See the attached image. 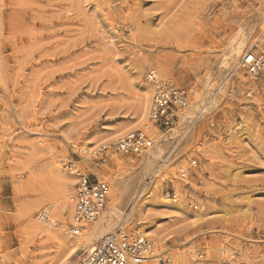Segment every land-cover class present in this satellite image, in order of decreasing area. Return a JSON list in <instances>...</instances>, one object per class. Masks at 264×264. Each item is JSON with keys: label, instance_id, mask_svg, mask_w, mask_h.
Listing matches in <instances>:
<instances>
[{"label": "rangeland", "instance_id": "374dc122", "mask_svg": "<svg viewBox=\"0 0 264 264\" xmlns=\"http://www.w3.org/2000/svg\"><path fill=\"white\" fill-rule=\"evenodd\" d=\"M240 38L248 47L224 64ZM247 51L264 59V0H0V264H46L42 251L49 264L82 257L85 250L70 254L43 234L29 238L30 223L45 226L37 220L43 208L69 230L67 192L54 176L59 170L76 188L66 165L101 177L109 194L117 182L123 219L146 184L145 205L120 230L143 228L159 255L264 264V73L253 78L241 67ZM154 67L203 109L164 143L158 161L173 155L176 175L184 169L189 179L171 209L164 205V192H175L170 179L153 197L156 180L140 181L133 167L145 152L100 166L94 155L129 132L154 138L138 128V97ZM115 159L133 164L119 169Z\"/></svg>", "mask_w": 264, "mask_h": 264}, {"label": "built area", "instance_id": "2783aa9c", "mask_svg": "<svg viewBox=\"0 0 264 264\" xmlns=\"http://www.w3.org/2000/svg\"><path fill=\"white\" fill-rule=\"evenodd\" d=\"M241 67L245 68L251 76H259L264 73V59L246 52L241 60ZM147 81L152 87L149 104V123L158 129H170L179 119V114L188 105L189 101L183 89L176 86L169 79H156L154 73L148 72ZM151 137L142 131H134L125 134L121 139L110 146H102L94 155L99 156L97 166L105 165L113 155H141L152 146ZM109 151L111 154H105ZM195 161L189 163L194 167ZM65 168L78 178L75 197L73 223L70 232L78 234L86 226L93 225L102 214L108 194V185L100 180H89L88 177L73 170L72 165ZM72 169V170H71ZM179 176H186V170L180 169ZM165 199L175 203V194L172 191L164 192ZM44 220V219H43ZM189 258L196 261L203 260L200 252L187 253ZM76 264H176L168 256L157 254L154 243L141 236L129 235L120 229L108 234L94 242L91 249L84 252Z\"/></svg>", "mask_w": 264, "mask_h": 264}, {"label": "bare ground", "instance_id": "6f19581e", "mask_svg": "<svg viewBox=\"0 0 264 264\" xmlns=\"http://www.w3.org/2000/svg\"><path fill=\"white\" fill-rule=\"evenodd\" d=\"M262 37H263V35L260 36V39H262ZM257 40H259V38L255 39V42H257ZM232 43L233 44L230 47V50L228 52V57H227L228 60L225 59L226 62L224 64L236 63L237 59L242 55L244 50L248 47L247 38H240L239 40L232 41ZM251 51H247V52H251ZM253 55L258 57V54H256V53ZM150 71L152 73H154L155 78L158 80L159 79H167V76H168L167 72L160 67H154ZM252 77L255 78V76H252ZM145 85H147V86L144 87L142 94H140L138 97L139 98L138 99V108L141 110L140 112L144 116L143 117L144 119L142 118V116H140L139 125H141V126L140 127L138 126V128L146 126L145 128L150 132V134L154 138L152 139V142H153L152 146L145 151V154L142 155L140 160H138L136 163H134L135 165L133 167L136 170H138L137 175L139 176L140 181H146L145 179L150 177V176L152 177L151 178L152 181H153V179L156 180L155 183L152 182L153 185H151L150 193L148 192L149 195H153V197L158 196V192L160 191V188L162 187L163 182H165L167 179H170V182H172V184L174 185L173 189L175 191L174 192L175 199L179 200L184 195L182 192V182L185 185L188 183L189 179L185 175L183 177L176 175V169L174 166H172L173 161H174L173 155H170V157L164 161L161 160V164L160 163L158 164V161L160 160V158L163 154L162 151L164 149L163 148L164 143L167 142L168 140H171L172 138H174V136H176L178 134V132H180L181 129L185 126V124L188 123V120L192 119V122H194L193 120H196L199 117L201 110H203L201 108V105H202L201 102L202 101L200 102V98H199V99H196L192 104L188 103V105L184 108V110L179 114V119H178L177 124L174 127L170 128L167 134L161 133V132L157 131V129L154 128V126H152L149 123V118H148L149 117V104H150V99H151V94H152V87L148 83H146ZM211 106L215 107L213 102L211 103ZM212 107H211V109H212ZM145 122L147 123V125L145 124ZM188 128H190V127H188ZM231 136L232 135L229 134L228 139H230ZM83 148H85V147H83ZM87 153H89V152L86 149V154ZM128 163L121 162L118 159L113 160V166L117 167L119 169L125 168L128 165L131 166L130 164H133V161L128 162ZM64 169H66V168L64 167ZM54 172H55L54 176H55L56 180L64 186V189L67 192L66 195L65 194L64 195L66 196L67 200L70 203V206H69L70 213L69 214L71 215V224H72L73 223L72 218H73V212H74V197H75V188L73 187V184H71L72 183L71 181L73 180V178H71V177L67 178L68 176L65 177V175H62L59 170H55ZM70 174L73 175L74 171L70 172ZM103 174L105 175V177L107 179L111 178V176L113 175V168H106L104 170ZM99 178H101V177H97V179H99ZM111 182H112L111 183L112 184V191L110 194H108L109 195L108 204H107V206L105 205V208H104L102 214L100 215L99 219L93 225L86 226L78 234L73 235L70 232V228L68 230V229L64 228V226H58L56 224L57 222L54 219L55 215H53L52 211H51L52 213H50L46 208H43V209H40L43 211L41 212V214H39L37 216V220L39 223L44 224L45 226H39V225H36L34 223H30V230L28 231L29 232V238L32 239L35 235H37V238H39L38 237L39 234H43V236H44L43 239H45L46 242L50 241V242L54 243L55 246L59 247L60 249L64 248V250H67V252H69L71 254V253H74L77 249L78 250L82 249V250H85V252H86V251L91 249L94 242L102 239L103 237H105L108 234L114 233L117 228L118 229L123 228V225L129 222L127 219H129L133 214H139V213H137L138 209L136 211H133V210L138 205L139 206L145 205L144 204V202H145L144 197L147 196L146 191H147L148 187L146 184L141 186L142 187L141 190L135 196V200H134L135 203H133V208H132L131 214H129L127 216V218L123 219L118 214L116 206L119 202L120 197L122 196V191L124 189H122V191H121V188L117 182H114V181H111ZM131 190H132V193H135L137 190V187H136V189L133 188ZM164 205L171 209L172 205H171L170 201L164 202ZM48 215L51 218L52 222H49ZM132 217H134V216H132ZM31 220L34 221L35 219L31 218L29 221H31ZM133 231H135V234H137V236H141V237L146 236L144 229L141 227L138 229L136 228V230L134 228ZM40 238H42V237H40ZM44 241L41 240L42 243L40 245H44L43 244ZM157 243H159V242H157ZM44 254L45 253H43V251L40 254L41 255L40 263L46 262V264H49L48 261H46L47 259L45 257L47 255L44 256ZM168 257L171 258L176 264H189L188 260L184 256V252H182V251L176 252L175 254H172ZM190 262H192V261H190Z\"/></svg>", "mask_w": 264, "mask_h": 264}]
</instances>
